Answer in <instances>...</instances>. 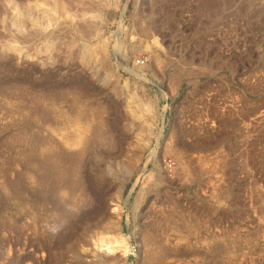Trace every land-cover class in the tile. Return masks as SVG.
I'll use <instances>...</instances> for the list:
<instances>
[{"label":"rangeland","instance_id":"1","mask_svg":"<svg viewBox=\"0 0 264 264\" xmlns=\"http://www.w3.org/2000/svg\"><path fill=\"white\" fill-rule=\"evenodd\" d=\"M0 264H264V0H0Z\"/></svg>","mask_w":264,"mask_h":264},{"label":"bare ground","instance_id":"2","mask_svg":"<svg viewBox=\"0 0 264 264\" xmlns=\"http://www.w3.org/2000/svg\"><path fill=\"white\" fill-rule=\"evenodd\" d=\"M61 3H62V2H61ZM35 7H36V6H35ZM83 13H84V12H83ZM85 14L87 15L86 12H85ZM39 26H40V25H39ZM77 26H78V25H77ZM89 35H90V34H89ZM104 53H105V52H104ZM84 62H85V61H84ZM84 62H83V63H84ZM89 62H90V61H89ZM84 64H85V63H84ZM87 64H88V63H87ZM82 104H83V103H82ZM82 107H83V106H82ZM71 108H74V106L71 107ZM74 111L77 112L76 110H74ZM90 111H91V110H90ZM71 112H72V109H71ZM77 113H78V112H77ZM74 114H75V113H74ZM90 114H91V113H90ZM71 115H72V114H71ZM75 115H76V114H75ZM74 118H76V120H75V121H76L75 125L77 126V129H78V128H80V126L78 127V125H79V122H81V119H82V118H80L79 116H76V117H74ZM75 121H74V122H75ZM70 122H71V121H70ZM70 122H69V123H70ZM83 122H84V121H83ZM83 122H82V124H83ZM73 124H74V123H73ZM82 124H80V125H82ZM94 124H95V123H94ZM84 125H85V124H83L82 126L85 127ZM90 125H91V124H90ZM71 126H72V125H71ZM69 127H70V126H69ZM72 128H73V130H75L76 127H72ZM72 128H70V129L72 130ZM63 129H64V128H63ZM77 129H76V130H77ZM83 129H84V128H83ZM67 130H68V129H67ZM71 130H70V132H73V133H74V131H73V130L71 131ZM81 130H82V129H81ZM81 130H79L78 133H77V131H76V133H77V134L75 133L76 135H75V134H74V135H71V134L68 135L67 133H68L69 131H68L67 133H65L66 136L63 134V135L65 136V138L63 139V140H64V143H66V145H68V146H80V147H82V146L85 144V137H83V131H81ZM88 130H89V129H88ZM91 130H92V129H91ZM101 131H102V130H101ZM70 132H69V133H70ZM93 132H94V131H93ZM73 133H72V134H73ZM85 136H86V135H85ZM62 137H63V136H62ZM95 137H96V138L98 137L99 139H102V138H103V137H102V134H101L100 132H96V133H95ZM103 139L106 140V138H103ZM88 140H89V138H88ZM61 141H62V140H61ZM108 141H109V140H108ZM42 142H43V140H42ZM106 142H107V141H106ZM47 143H48V142H47ZM47 143H46V144H47ZM62 143H63V142H62ZM89 143H90V142H89ZM102 143H103V142H102ZM104 143H105V142H104ZM41 144H42V143H41ZM46 144H44V145H46ZM100 144H101V143H100ZM111 144H112V143H111ZM42 145H43V144H42ZM44 145H43V146H44ZM50 145H51V144H50ZM41 147H42V146H41ZM45 147H46V146H45ZM45 147H44V149H45ZM48 147H49V146H48ZM51 147H52V146H51ZM111 147H112V146H111ZM77 148H78V147H77ZM112 148H113V147H112ZM46 150H47V149H46ZM50 150H51V149H50ZM44 151H45V150H44ZM47 153H48V151H47ZM79 168H80V167H79ZM72 173H73V172H72ZM72 173H71V174H72ZM67 174H68V173H67ZM73 175H75V174L73 173ZM77 176H78V175H77ZM75 177H76V176H75ZM31 178H32V177H31ZM67 178H68V176H67ZM69 178H70V176H69ZM72 178H73V176H72ZM76 178H77V177H76ZM73 179H75V178H73ZM74 181H76V179H75ZM63 182H64V181H63ZM68 183H69V182H68ZM76 183H77V181H76ZM72 184H73V181H72ZM74 184H75V183H74ZM76 185H77V184H76ZM62 189H64V188H62ZM57 192H58V191H57ZM68 193H69V192H68ZM55 195H56V194H55ZM72 198H73V197H72ZM74 199H75V198H74ZM74 199H73V200H74ZM73 200H72V202H71L72 204H73ZM81 200H84V199H81ZM74 201H75V200H74ZM78 203H79V202H78ZM77 205H78V204H77ZM70 207H71V206H70ZM78 207H79V206H78ZM72 208H73V207H72ZM24 211H25V210H24V207H23V210H21V212L23 213ZM69 212H70V211H69ZM98 213H99V212H98ZM100 213H101V212H100ZM17 215H18V214H17ZM22 216H23V215H22ZM36 216H37V215H36ZM34 217H35V216H34ZM34 217H33V218H34ZM37 218H38V217H37ZM35 219H36V218H35ZM193 222H194V221H193ZM195 227H196V226H195Z\"/></svg>","mask_w":264,"mask_h":264}]
</instances>
